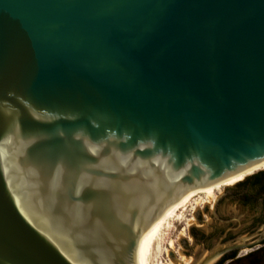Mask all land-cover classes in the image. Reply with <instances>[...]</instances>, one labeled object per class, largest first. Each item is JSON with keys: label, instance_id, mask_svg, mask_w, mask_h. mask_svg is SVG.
Returning <instances> with one entry per match:
<instances>
[{"label": "water", "instance_id": "water-1", "mask_svg": "<svg viewBox=\"0 0 264 264\" xmlns=\"http://www.w3.org/2000/svg\"><path fill=\"white\" fill-rule=\"evenodd\" d=\"M262 161L264 0H0V264H147L167 209Z\"/></svg>", "mask_w": 264, "mask_h": 264}, {"label": "flooded vegetation", "instance_id": "flooded-vegetation-1", "mask_svg": "<svg viewBox=\"0 0 264 264\" xmlns=\"http://www.w3.org/2000/svg\"><path fill=\"white\" fill-rule=\"evenodd\" d=\"M253 175L243 178L237 184L236 181L227 183L216 201L214 196L212 201L215 202H211L213 205L207 202L210 206L203 208V212L213 211L215 214L220 201L227 198L233 203L234 210H231L235 215L214 216L216 221L207 230L199 229L203 224H198L190 231L193 245L199 248L208 249L218 241H238L245 247L224 254L215 264H264V175L261 184H254L256 180ZM195 215L200 221L202 214L199 212ZM182 243L190 247L187 243ZM243 250L249 252L240 255ZM257 259L261 262L257 263Z\"/></svg>", "mask_w": 264, "mask_h": 264}, {"label": "rangeland", "instance_id": "rangeland-1", "mask_svg": "<svg viewBox=\"0 0 264 264\" xmlns=\"http://www.w3.org/2000/svg\"><path fill=\"white\" fill-rule=\"evenodd\" d=\"M259 168H263V169H260L246 176H244V174L242 175L240 174L241 176L239 175L234 181L239 179V177L240 179L237 180L236 182L240 181L242 178H246L260 171H264V165L260 166ZM226 184L217 185L216 187L205 189V191L204 190L201 191L199 195H196L190 199V201L186 204L185 209L182 211L181 216L178 219L173 220L169 230L164 232V235L160 242L161 251L159 254H157V256H155V259L152 260L150 264H165L167 263V261L176 263L177 261L179 262L180 259L183 257L191 258V253L189 252H195L197 251V249H199L198 246L193 245V238L190 233L192 228L197 227L198 224H203L202 227L199 229L207 230V227L213 221H216L214 219L215 218L214 216H225L226 217L228 215L236 214L235 212L231 210V209L234 210L233 203L227 198L222 199L220 201L218 208H217V212L215 214H213V211L203 212V208L210 206L209 204H205V203L210 202V199L211 198L213 199L214 196H215V201H216L219 195H221V193L223 192V189H222L223 186H225ZM219 190L221 191L219 192ZM196 200L198 204L196 203ZM199 212L202 214V218L200 221H198L195 215L196 213H199ZM182 242H185V244L187 243L188 245H190V247H188L187 245H184ZM170 244L172 245L171 248H169ZM248 252L249 250H243L240 253V255H244L245 253H248ZM241 264H247V262H242Z\"/></svg>", "mask_w": 264, "mask_h": 264}, {"label": "bare ground", "instance_id": "bare-ground-1", "mask_svg": "<svg viewBox=\"0 0 264 264\" xmlns=\"http://www.w3.org/2000/svg\"><path fill=\"white\" fill-rule=\"evenodd\" d=\"M261 165H264V161L257 163L255 165L243 170V171H240L238 173L230 175V176L218 181L215 184L192 190L187 195H185L183 198H181L179 201L174 203L169 209H167L154 222V224L151 226V228L149 229V231L147 233L146 244H145L147 264H150V262L155 259V256H157V254L160 253V251H161L160 242L162 240L164 232L169 230L173 220H176L181 216L182 211L185 209L186 204L190 201L191 198H193L196 195H199V193H201V191H203V190L205 191V189L213 188V187H216L217 185H222V184H226L228 182L234 181L241 173H248V172L254 170L255 168H257ZM196 198H198V197H196ZM208 199H209V197H208ZM212 200L213 199L211 198L210 203L213 202ZM196 203H197V200H196ZM171 247H172V245L170 244L169 248H171ZM191 259L192 258H190V257H188V258L183 257L180 259L179 262L177 261L176 263H173V262L167 261V263H165V264H189Z\"/></svg>", "mask_w": 264, "mask_h": 264}, {"label": "trees", "instance_id": "trees-1", "mask_svg": "<svg viewBox=\"0 0 264 264\" xmlns=\"http://www.w3.org/2000/svg\"><path fill=\"white\" fill-rule=\"evenodd\" d=\"M262 166V165H261ZM260 167V166H259ZM259 167H257V168H255L254 170H252V171H250V172H248L247 174H245V173H241V175L242 174H244V176H246V175H250V174H252V173H254V172H256V171H258V170H260V169H263V168H259ZM240 175V176H241ZM264 175V171H261V172H258L257 174H255V175H253V177L255 178V180L256 181H254V184H261L262 182H261V179H262V176ZM239 179H240V177H239ZM239 179H237V180H239ZM243 179V178H242ZM241 179V180H242ZM236 180V181H237ZM240 180V181H241ZM240 181H238V182H240ZM238 182H236V184L238 183ZM261 261H260V259H257V263H260Z\"/></svg>", "mask_w": 264, "mask_h": 264}]
</instances>
